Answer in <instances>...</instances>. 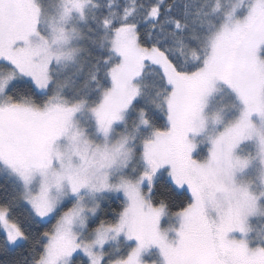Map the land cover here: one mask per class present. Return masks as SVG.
<instances>
[{
	"label": "snow or ice",
	"instance_id": "6c2138e0",
	"mask_svg": "<svg viewBox=\"0 0 264 264\" xmlns=\"http://www.w3.org/2000/svg\"><path fill=\"white\" fill-rule=\"evenodd\" d=\"M0 264H264V0H0Z\"/></svg>",
	"mask_w": 264,
	"mask_h": 264
}]
</instances>
